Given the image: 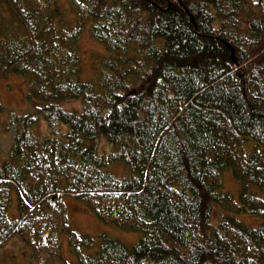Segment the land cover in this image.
Here are the masks:
<instances>
[{"label": "trees", "instance_id": "16d2710c", "mask_svg": "<svg viewBox=\"0 0 264 264\" xmlns=\"http://www.w3.org/2000/svg\"><path fill=\"white\" fill-rule=\"evenodd\" d=\"M69 1L74 25L56 0H0V70L34 109L0 126V251L19 239L28 264H69L65 234L73 264H264V0ZM87 30L108 54L84 79ZM67 196L143 236L78 233Z\"/></svg>", "mask_w": 264, "mask_h": 264}, {"label": "rangeland", "instance_id": "374dc122", "mask_svg": "<svg viewBox=\"0 0 264 264\" xmlns=\"http://www.w3.org/2000/svg\"><path fill=\"white\" fill-rule=\"evenodd\" d=\"M58 7L62 12V18L67 22L74 25L75 13L72 9L69 0H56ZM8 13V8L3 7ZM80 42V53L82 57V74L84 79L94 78L98 72L99 61L103 59L108 52H106L105 47L100 42H97L92 38L89 31L83 33ZM27 82L24 78L17 75L5 74L4 70H0V101L3 103L4 109L7 110L5 113H0V126L5 123L8 118L9 112L13 113H26L29 110L33 111V106L29 99L27 98ZM67 110L79 111L81 107L80 102L69 101L64 104ZM37 133L49 134L53 132H62L65 129L61 126H56L51 128L50 124L46 121H41L35 127ZM11 137L10 133H6L3 137V142L6 143ZM107 147L105 144L103 145ZM102 148V146H101ZM104 150V148H103ZM110 150V149H109ZM114 174L122 176L125 173V169L122 166L115 165L112 168ZM224 188L223 190L230 192L235 196L236 201H240L241 185L237 181L231 172L224 174ZM65 204H67L68 214L70 218V223L72 228L80 234H90L96 237V235H108L116 240L123 242L124 244L134 245L143 236L142 232L125 231L119 227L111 225L109 223H102L97 216L92 213L86 203H81L76 198L67 196L65 198ZM221 216L220 211L215 212V222L219 221ZM239 220L247 224L250 227H257L261 223L259 217L252 216L250 214H240L236 215ZM62 256L65 257L69 264H73L75 257L70 252L68 247L67 236L64 234L62 238ZM30 255L29 248L25 245L23 241L19 239L12 240L11 243L7 244L0 251V264H28ZM47 264H62L57 259H52L47 257Z\"/></svg>", "mask_w": 264, "mask_h": 264}, {"label": "water", "instance_id": "95a60500", "mask_svg": "<svg viewBox=\"0 0 264 264\" xmlns=\"http://www.w3.org/2000/svg\"><path fill=\"white\" fill-rule=\"evenodd\" d=\"M191 20H192V22L195 21L194 16H191ZM228 46H230V45H228ZM230 47H231V50H232V57H233V60H234V62H235L236 64H238L237 57H236V55H235V49H234L232 46H230Z\"/></svg>", "mask_w": 264, "mask_h": 264}]
</instances>
